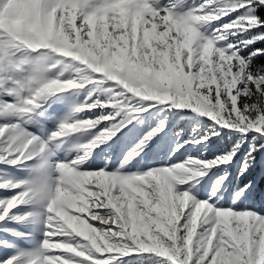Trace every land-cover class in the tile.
<instances>
[{"label": "snow or ice", "instance_id": "1", "mask_svg": "<svg viewBox=\"0 0 264 264\" xmlns=\"http://www.w3.org/2000/svg\"><path fill=\"white\" fill-rule=\"evenodd\" d=\"M115 2L0 0V264H264V0Z\"/></svg>", "mask_w": 264, "mask_h": 264}, {"label": "rangeland", "instance_id": "2", "mask_svg": "<svg viewBox=\"0 0 264 264\" xmlns=\"http://www.w3.org/2000/svg\"><path fill=\"white\" fill-rule=\"evenodd\" d=\"M71 2V0H70ZM129 3V0H116V2L111 5L109 8L106 9H102L103 15L105 17H107L109 12H112L114 14V18L115 17H119L121 20H123L124 22L127 21L128 18V8L127 5ZM75 5L73 4V7ZM142 18V17H141ZM134 22H135V18H134ZM0 24H2V21H0ZM73 46L72 45H65L62 48L59 49L60 54L65 55V56H74L76 55L73 51H72ZM100 71H106V69H104L103 67L99 69ZM74 71V69L69 68L68 69V73H66V75L71 74ZM110 71V70H109ZM86 92L81 91L79 95H71L70 99L72 100H79L82 101L85 98ZM55 108H57L60 112L64 111V105H54ZM159 115H163L162 113ZM167 119L172 120V119H180L179 117H168ZM181 123H187L186 120H181ZM159 160V158L154 159L152 161L153 166L155 165V163H157ZM133 172H135V169L132 170ZM257 180V184H256V189L254 192V197L256 199L257 202L261 201L262 199H264V179H261L258 175L256 177ZM64 193L60 194L59 200L61 202H63L64 200ZM71 207L74 210H80L77 205L75 203H73L71 205ZM58 217L59 220L62 221L63 225L68 228L71 229V231L73 233L76 234H84L88 237H90V243L93 244L94 247H98L99 245L96 243L97 240H99L100 244L103 245V248H101L100 250H104L107 249L109 247V245L105 244L103 241V238L100 236L99 233L95 232V230H91L89 229V227L87 226L86 222H84L83 220H81L78 216H71L68 212L64 211L63 209L60 210V212L58 213ZM59 234V233H56ZM64 235H69L68 232H63ZM27 245L21 244L20 247H26ZM63 247L62 245L59 244H49V248H61ZM9 252H12V250H9ZM48 260H50L52 262V264H55V258H47Z\"/></svg>", "mask_w": 264, "mask_h": 264}, {"label": "trees", "instance_id": "3", "mask_svg": "<svg viewBox=\"0 0 264 264\" xmlns=\"http://www.w3.org/2000/svg\"><path fill=\"white\" fill-rule=\"evenodd\" d=\"M260 62H264V58H261V61ZM264 197V196H263Z\"/></svg>", "mask_w": 264, "mask_h": 264}]
</instances>
